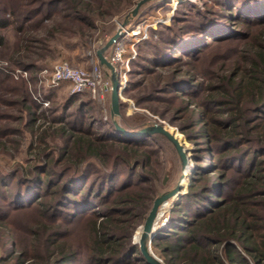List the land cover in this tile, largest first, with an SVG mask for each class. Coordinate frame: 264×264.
I'll use <instances>...</instances> for the list:
<instances>
[{
	"label": "trees",
	"instance_id": "trees-1",
	"mask_svg": "<svg viewBox=\"0 0 264 264\" xmlns=\"http://www.w3.org/2000/svg\"><path fill=\"white\" fill-rule=\"evenodd\" d=\"M221 1L224 10L236 3ZM245 1L254 7V0ZM54 3H65L73 11L84 7L83 0ZM178 3L179 0L170 6ZM40 9L36 10L37 14ZM60 11L64 19H75L71 18L72 14ZM229 18L235 25L242 26L237 36L229 34L214 38L211 43L206 40L203 44L194 39L197 51L192 53V61L187 62V81L183 82L197 89L187 93L177 88L184 85L174 81L182 79L177 77V73L182 72L178 69L160 90L164 94L182 91L192 99L194 110L190 111V106L176 109L191 122L189 127L183 126L181 130L198 148L199 141H204L203 145H208L206 156L216 162L212 172L201 169L203 171L200 170L191 183L193 162L188 164L182 192L189 183L190 190L172 209L169 222L158 230L152 241L168 264H264V14L255 15L249 9L247 15L240 12ZM8 24L7 20H0L1 26ZM201 29L202 35L205 29ZM205 33L206 39L212 37ZM4 40L0 35V45ZM27 41L29 38L24 42ZM180 49L176 52L178 56H173L175 62L185 55V50ZM209 55L213 58L209 66L218 64L222 72H206L202 63ZM24 57L27 55L18 50L11 61L15 66L27 67L29 63ZM147 61L151 68H143L152 75L157 73L156 66L171 67L162 63L157 55ZM199 78L209 82L206 84ZM19 95L20 99L12 104L25 106L26 89L22 88ZM30 103L26 107L32 114L35 102L31 99ZM106 125L104 123L102 127ZM58 132L67 136L63 146L67 162L79 166L90 157L97 158L112 167V174H102L92 161L84 168L85 179L78 182L71 180L69 170L55 172L45 165L38 167L37 177L32 181L18 172L10 176L0 173V226L8 230L15 247L8 252L9 257L16 255L15 264H81L79 253L83 248L88 253L87 264H148L141 256L138 244L131 240L134 229L142 224L152 207L155 190L147 185L145 175L135 176L139 166L148 173H155L153 159L159 158L160 152L145 146V142L117 140L118 136H109V133L95 135L88 128L70 132L62 128ZM178 138L183 142L182 137ZM45 139V136L41 137V143L49 145ZM94 173L96 177L86 186L87 179ZM121 175L124 176L120 185L113 184ZM108 178L111 184L106 187ZM221 184V190L216 191ZM3 187H10L9 192ZM178 199L176 196L165 202L169 203L168 213ZM96 203L105 210L91 212ZM62 207H73L74 210L60 211ZM59 214L66 217L63 219ZM26 215L34 216V219L22 222L20 217ZM87 219L91 221L89 236L73 244L69 235ZM140 228L135 234L136 241ZM28 237L32 242H27ZM42 237L46 239L43 252L35 245Z\"/></svg>",
	"mask_w": 264,
	"mask_h": 264
},
{
	"label": "rangeland",
	"instance_id": "rangeland-1",
	"mask_svg": "<svg viewBox=\"0 0 264 264\" xmlns=\"http://www.w3.org/2000/svg\"><path fill=\"white\" fill-rule=\"evenodd\" d=\"M57 1L59 0H0V20L5 19L9 23L6 27L0 25V35L5 38L4 44L0 45V173L10 176L12 173L18 172L23 178L32 181L37 177L38 167L45 165L51 167L55 172L69 170L68 176L72 181L78 182L84 176V168L88 161H92L98 170H102V174L111 175L112 167L97 158L90 157L86 162L77 166L67 162L63 155V146L67 136L66 134L60 135L59 129L64 128L70 132L74 129L88 128L90 133L95 135L109 133V136H118L117 140L145 142V146L160 152L159 158L153 159L152 167L155 169V173H148L144 167L139 166L135 176L143 174L145 178H148L146 179L148 180L147 185L155 190L156 198L170 190L182 172L180 157L169 139L160 134L126 135L122 131L116 130L111 120L110 92L107 93L104 106L95 102L87 93H70L66 86L56 87L46 93L48 105L38 102L33 97V91L39 90L38 75L55 63L68 61L75 67H90L93 62V50L96 49L97 52L116 32L118 26L140 0H83L84 7L81 6L75 11L68 9L65 3H54ZM68 1L73 2L74 0ZM175 1L177 0H159L147 3L123 29L125 36L128 29L129 35L138 28L140 33H138L139 35H130L134 37L127 36L125 38L126 55L135 54V56L130 60L127 86L124 89L123 98H121L120 124L130 131L156 122L170 127V130L174 131L178 137H182L183 145L187 147L188 164L190 161L193 162L190 174L191 183L194 176H199L198 172L201 169L206 168L212 172L211 170L216 165L215 161L209 160V157L206 156L208 145H203L204 141L200 139V148H198L199 146L190 141L182 132L181 128L189 127L191 122L189 119L183 118L182 113L176 111L181 106H190V111L194 110V106L191 104L192 99L187 93L196 90L197 87L183 82L187 81L185 79V72L189 69L187 62L192 61L191 55L197 51L194 39L199 40L198 44H203L206 40L211 43L214 38L226 37L229 34L237 36L242 30L240 29L242 26L235 25L234 20L229 17L236 16L240 12L247 15L249 9H252V13L255 15H262L264 14V2L254 0V7L251 8L245 0H230L236 2L235 5H228L227 10H224L220 4L221 0H179L178 5L170 6V3L173 4ZM38 9L41 11L37 14L36 10ZM60 9L66 12L64 14H72L71 18L75 17V19H64L60 14ZM201 28H204L205 32H208V35L212 37L206 39L205 32L201 35ZM199 33L200 35H198ZM28 38L29 41L25 43L24 41ZM180 48L185 50V55L180 58V61L175 62L173 56H175L174 58L178 56L179 53L176 52ZM18 50L23 55H27L23 58L25 62L29 63L27 67L15 66L11 61L12 56ZM112 50L113 47L108 51L107 56ZM155 55L160 58L162 63H167L169 64L167 66L171 67L156 66L157 73L152 75L146 73L143 66L151 68L152 65L147 61V58H153ZM211 57L209 55L206 62L202 63L205 65L206 72H222L218 64L209 66L213 60ZM95 59L99 63L97 53ZM16 68L29 70V79L17 78L13 72ZM178 69L182 72L177 73V77L182 79L174 81L180 84L184 83L177 88L183 89L187 93L182 91L161 93L162 86L172 79L173 73L178 72L174 70ZM199 79L206 84L209 82L204 78ZM22 88L26 89L27 103L25 106L23 104L13 105L14 101L20 99L19 94ZM151 96L154 97L151 98ZM157 97L166 100L158 101ZM30 98L35 102L32 114L27 108L31 104ZM105 108L107 113L104 112ZM109 119L111 122L108 121ZM104 123L107 125L102 127ZM5 132H9V134ZM44 136L49 144H46L47 146L43 145L40 140ZM1 140H4L3 144ZM44 146H46L45 153H43ZM206 159L207 161H202ZM201 166L204 167L200 168ZM120 170H123V167ZM123 176L116 178L113 184L119 186ZM93 177H96L95 173L87 179L86 186ZM190 183L186 186L180 201L170 209L169 213L168 202L161 206L156 220L157 227H160L159 230L167 225L172 209L189 192ZM105 184L106 187L111 184L109 178L106 179ZM202 184L204 182L200 185ZM221 186L222 184L217 188L215 185L216 191L221 190ZM3 188L6 192L10 190V187ZM1 207H4V204ZM65 208L62 207L60 211L70 210L72 212L74 210L73 207ZM95 210L104 211L105 208L96 203L91 212ZM1 214H4V211ZM83 214L86 215V213ZM59 215L64 219L65 214ZM32 217L34 219L32 215L20 218L22 222H26ZM90 222L87 219L83 224L74 228L72 234L69 235V241L77 244L80 242V238L88 237ZM142 224L134 229L131 242H134L135 234ZM63 227L67 228L65 225ZM8 233L6 228L0 226V264H15L16 255L10 258L8 254L10 249H15ZM28 239L27 242H32L31 237ZM45 240L42 237L35 242L38 250L42 252ZM127 247L130 250L129 245ZM80 250H82L79 253L81 264H87L88 253L83 248ZM151 252L163 264H168L160 248L154 246L153 243Z\"/></svg>",
	"mask_w": 264,
	"mask_h": 264
},
{
	"label": "water",
	"instance_id": "water-1",
	"mask_svg": "<svg viewBox=\"0 0 264 264\" xmlns=\"http://www.w3.org/2000/svg\"><path fill=\"white\" fill-rule=\"evenodd\" d=\"M151 1H159V0H140L135 8H133L127 16L124 18V20L121 22V24L118 26L116 32L97 50V57L99 59L100 66L103 70V72L107 75L110 83H111V91H110V113H111V120L115 126L116 130H120L126 135H154V134H160L169 139L174 147L176 148L178 155L181 160V168L182 172L180 174V177L178 178L175 185L168 191L160 194L154 199L153 205L141 225L142 232L140 235V238L138 241L134 240L133 243L138 244L141 256L146 260L148 264H163L158 258H156L152 252H151V244L152 241L157 234L159 230V226L157 227L156 218L158 215V212L163 205L164 202L171 200L178 196V201H180L181 197L183 196L184 192L183 190V179L185 178V175L187 174V168H188V155H187V148L183 145V142L177 137L176 133L171 132L169 128L162 124V123H153L149 126L142 127L140 129L130 131L123 127L120 124V118H121V93H120V76L118 73V70L116 66L109 60L107 53L108 51L114 46V44L122 38L124 34V27L129 23L132 17L137 15L139 10L146 5L147 3ZM177 203V201L174 203V205Z\"/></svg>",
	"mask_w": 264,
	"mask_h": 264
},
{
	"label": "built area",
	"instance_id": "built-area-1",
	"mask_svg": "<svg viewBox=\"0 0 264 264\" xmlns=\"http://www.w3.org/2000/svg\"><path fill=\"white\" fill-rule=\"evenodd\" d=\"M125 36L119 39L109 54V60L116 66L120 76V93L123 98L124 89L127 86V72L130 60L135 56L126 55ZM96 49L93 50V62L90 67H75L68 61H59L52 67L44 69L39 75V90L33 91V97L38 102L48 105L46 93L59 86H66L72 94L87 93L91 98L104 106L107 93L111 91V83L103 72L100 64L95 59ZM14 74L17 78L29 79V70L16 68ZM104 112L107 113L105 108Z\"/></svg>",
	"mask_w": 264,
	"mask_h": 264
},
{
	"label": "bare ground",
	"instance_id": "bare-ground-1",
	"mask_svg": "<svg viewBox=\"0 0 264 264\" xmlns=\"http://www.w3.org/2000/svg\"><path fill=\"white\" fill-rule=\"evenodd\" d=\"M132 30H133V29H132ZM126 33H127V36H129V37H134V36H130V35H135V34L139 35L138 33H140V32H139V28H138V29H134V30L132 31V33H130V35H129V29L126 31ZM137 35H136V36H137ZM188 169H189V167L187 168V174H188ZM187 174L185 175V178L183 179V188H184L185 185H186ZM164 203H165V202H164ZM164 203H163V204H164ZM157 216H158V215H157ZM156 220H157V218H156ZM155 224H156V223H155ZM141 232H142V228H140V230H139L138 240H139V238H140Z\"/></svg>",
	"mask_w": 264,
	"mask_h": 264
}]
</instances>
